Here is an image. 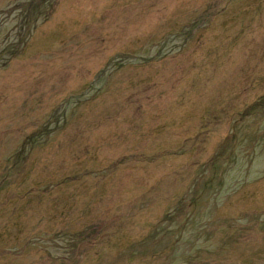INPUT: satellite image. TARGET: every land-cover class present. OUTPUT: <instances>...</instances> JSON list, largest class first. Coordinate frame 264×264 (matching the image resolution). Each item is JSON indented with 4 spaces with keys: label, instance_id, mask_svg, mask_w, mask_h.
<instances>
[{
    "label": "rangeland",
    "instance_id": "374dc122",
    "mask_svg": "<svg viewBox=\"0 0 264 264\" xmlns=\"http://www.w3.org/2000/svg\"><path fill=\"white\" fill-rule=\"evenodd\" d=\"M0 264H264V0H0Z\"/></svg>",
    "mask_w": 264,
    "mask_h": 264
},
{
    "label": "bare ground",
    "instance_id": "6f19581e",
    "mask_svg": "<svg viewBox=\"0 0 264 264\" xmlns=\"http://www.w3.org/2000/svg\"><path fill=\"white\" fill-rule=\"evenodd\" d=\"M182 212V207L177 211V213L174 215L175 217H179Z\"/></svg>",
    "mask_w": 264,
    "mask_h": 264
},
{
    "label": "trees",
    "instance_id": "16d2710c",
    "mask_svg": "<svg viewBox=\"0 0 264 264\" xmlns=\"http://www.w3.org/2000/svg\"><path fill=\"white\" fill-rule=\"evenodd\" d=\"M169 216V215H168Z\"/></svg>",
    "mask_w": 264,
    "mask_h": 264
}]
</instances>
